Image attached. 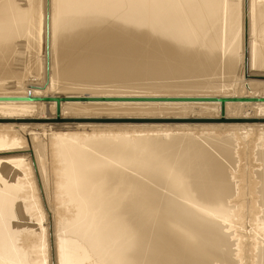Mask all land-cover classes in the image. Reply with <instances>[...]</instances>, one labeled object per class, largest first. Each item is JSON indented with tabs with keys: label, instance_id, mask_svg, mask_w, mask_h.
Listing matches in <instances>:
<instances>
[{
	"label": "bare ground",
	"instance_id": "1",
	"mask_svg": "<svg viewBox=\"0 0 264 264\" xmlns=\"http://www.w3.org/2000/svg\"><path fill=\"white\" fill-rule=\"evenodd\" d=\"M49 27L48 79V0H0V264H264V0Z\"/></svg>",
	"mask_w": 264,
	"mask_h": 264
},
{
	"label": "rangeland",
	"instance_id": "2",
	"mask_svg": "<svg viewBox=\"0 0 264 264\" xmlns=\"http://www.w3.org/2000/svg\"><path fill=\"white\" fill-rule=\"evenodd\" d=\"M50 0H48V38H49V41H48V70H49V73L48 72H46V78H48L49 79V76H50V67H51V59H50V56H51V50H50ZM248 28L249 27H247L246 26V28H244L245 30H244V34L246 35H244L245 36V38L247 37L248 38ZM246 38V39H247ZM40 54H42V53H40ZM42 59L44 60V64H43V72L45 73V58H44V53L42 54ZM20 69L22 68L21 66L19 67ZM21 71H23L22 69H21ZM35 79V80H34ZM40 79V80H39ZM30 80V81H29ZM27 81V83H28V91H30V90H32V89H34V87H32L31 88V85H36L37 87L36 88H38V89H41V90H43V89H45L46 87H47V85H48V82H47V79L46 80H43V82H40L41 81V76H40V78L39 77H37L36 76V78L35 77H31V78H29L28 80H26ZM41 83H42V85H41ZM44 83V84H43ZM41 87H43V88H41ZM50 229H51V227H50ZM49 229V234L50 235H52V229L50 230ZM55 244V243H54ZM50 245V246H49ZM55 246V245H54ZM49 248H50V250H49ZM52 250V251H51ZM55 249H54V247H53V244H52V240L50 239V242L48 243V248H47V256H48V259L49 260H51V262H52V258H53V256L54 257H56V253H55ZM50 256V257H49ZM50 263V262H49ZM51 264V263H50ZM55 264V263H54Z\"/></svg>",
	"mask_w": 264,
	"mask_h": 264
}]
</instances>
